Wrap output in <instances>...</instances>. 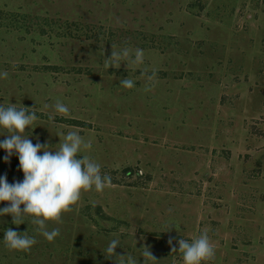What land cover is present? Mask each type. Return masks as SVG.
<instances>
[{
    "label": "rangeland",
    "instance_id": "obj_1",
    "mask_svg": "<svg viewBox=\"0 0 264 264\" xmlns=\"http://www.w3.org/2000/svg\"><path fill=\"white\" fill-rule=\"evenodd\" d=\"M112 46L143 49V65L106 69ZM4 71L0 103L36 110L32 143L55 151L58 134L78 131L112 184L49 222L53 242L0 216V264H115L103 253L117 237L116 253L139 264L144 246L149 264H183L169 238L178 249L202 230L210 264H264V0H0ZM6 154L0 176L22 181ZM8 228L37 243L7 250Z\"/></svg>",
    "mask_w": 264,
    "mask_h": 264
},
{
    "label": "clouds",
    "instance_id": "obj_2",
    "mask_svg": "<svg viewBox=\"0 0 264 264\" xmlns=\"http://www.w3.org/2000/svg\"><path fill=\"white\" fill-rule=\"evenodd\" d=\"M144 59V50L141 48L124 47L117 51L112 46L110 57L104 59V67L119 69L124 64L127 69L139 68ZM7 77V71L0 73V78ZM155 77L156 73L153 72L147 80L154 82ZM120 84L131 89L135 86V81L126 77L120 80ZM145 90L151 89L146 86ZM52 107L57 114H70L68 106L60 100ZM49 119L53 122L55 120L51 116ZM37 120L35 108L0 103V128L5 130L3 135L6 137L0 141V149L7 153L4 157L5 163L13 155L18 157L19 170L23 173V180L13 183L7 181L6 175L0 176V203H6L5 207L0 208V216L10 215L12 223L17 226L31 223L36 226L35 231L38 234L53 242L60 235V229L56 227L49 230L48 223L62 224L63 215L75 209L85 192L102 193L111 187L112 177L108 173H102L101 165L89 155L83 154L91 149L92 142L86 140L78 131L58 134L60 142L55 151L49 150L48 143L33 144L25 133L26 129H32ZM170 229L171 226L164 232ZM3 242L9 251L29 252L37 240L34 236H29L27 231L18 233L8 228L4 231ZM168 244L172 253L180 254L183 264H210L215 258L216 246L207 230H202L191 241L180 238L178 249L172 246V238H169ZM117 247H120L118 237L111 239L107 245L103 253L105 259L114 260L115 264H139V259L131 254H117ZM140 249L143 264L158 261L149 247Z\"/></svg>",
    "mask_w": 264,
    "mask_h": 264
}]
</instances>
